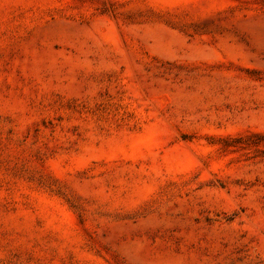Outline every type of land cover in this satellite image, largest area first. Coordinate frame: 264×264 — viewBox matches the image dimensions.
<instances>
[{"label": "rangeland", "instance_id": "rangeland-1", "mask_svg": "<svg viewBox=\"0 0 264 264\" xmlns=\"http://www.w3.org/2000/svg\"><path fill=\"white\" fill-rule=\"evenodd\" d=\"M0 264H264V0H0Z\"/></svg>", "mask_w": 264, "mask_h": 264}]
</instances>
